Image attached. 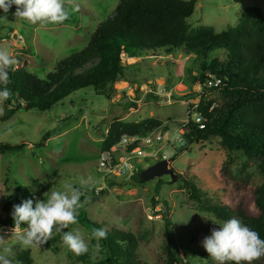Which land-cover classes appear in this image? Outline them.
<instances>
[{
	"label": "rangeland",
	"instance_id": "1",
	"mask_svg": "<svg viewBox=\"0 0 264 264\" xmlns=\"http://www.w3.org/2000/svg\"><path fill=\"white\" fill-rule=\"evenodd\" d=\"M119 2L65 0L74 10L61 24H31L15 16L16 6L7 13L0 10V18H6L0 19V48L16 57V68L46 79L62 60L88 45L97 26L114 14ZM248 7H258L264 15V0H197L196 11L188 20L190 29L211 26L221 33L236 26ZM122 59L125 66L138 63L137 76L133 83L118 82L111 99L89 88L46 112L20 110L8 121L2 119L6 110L0 104V144L21 147L0 153V221L10 218L13 205L25 199H43L45 192L62 190L65 182L79 186L80 177L91 176L93 183L86 193L89 202L80 211L78 222L65 231L79 229L86 240L93 228H104L107 233L115 229L132 232L139 242V257L147 264L166 262L170 238L173 249L191 264H217L203 247V240L222 222L204 212L190 196L187 181L204 194L236 203L239 196L220 176L231 151L218 139L190 145L180 136L182 141L186 139V146L176 142L177 130L189 133L181 125L189 118L196 119L191 101L203 90L192 77L198 75L200 62L181 54L168 56L164 51L145 52L135 58L125 54ZM209 92L210 99L222 102L219 91ZM149 118L160 120L169 130L163 131V143L142 148L133 160L137 172L118 177L100 170L102 143L111 124L116 119L139 122ZM165 154L169 166L159 172ZM243 165L238 160L234 174L247 175L248 168ZM150 168L155 175L143 177ZM254 176V182L260 183ZM49 183L52 186L46 190ZM0 228L4 229L0 235L7 233V246L15 256L30 250L34 264H107L102 240L93 258L95 239L88 240V253L77 256L62 243V233L54 231L46 244L25 248L16 238L19 232L11 238L12 226Z\"/></svg>",
	"mask_w": 264,
	"mask_h": 264
},
{
	"label": "trees",
	"instance_id": "2",
	"mask_svg": "<svg viewBox=\"0 0 264 264\" xmlns=\"http://www.w3.org/2000/svg\"><path fill=\"white\" fill-rule=\"evenodd\" d=\"M196 4L197 0H120L114 14L97 26L88 45L62 60L46 79L13 66L8 86L13 95L2 103L6 110L2 119L8 121L20 110L46 112L89 88L111 99L118 82L133 83L137 76L138 63L123 65V54L135 58L145 52L164 51L168 56L195 57L200 63L198 75L192 78L203 90L197 107L201 122L190 118L185 138L190 145L218 139L225 150L232 152L220 176L239 199L236 203L221 201L187 181L190 196L219 221L237 218L264 239V15L258 7H248L236 26L221 33L211 26L191 30L188 20ZM214 80H219L220 86L209 90L205 85ZM209 91H219L222 102L210 99ZM159 130L169 128L155 118L139 122L116 119L108 129L102 151H109L125 136L146 137ZM20 148L0 144V153ZM238 160L248 168L247 175L234 174ZM253 174L260 183L254 182ZM51 186L49 183L45 189ZM7 225L13 227L12 217L0 221L1 227ZM46 248L49 250L50 245ZM102 248L107 264H147L139 257V242L132 232L115 229L107 233ZM166 255L164 264H191L173 249L170 238ZM10 259L13 264H34L30 250ZM252 264H264V257Z\"/></svg>",
	"mask_w": 264,
	"mask_h": 264
},
{
	"label": "clouds",
	"instance_id": "3",
	"mask_svg": "<svg viewBox=\"0 0 264 264\" xmlns=\"http://www.w3.org/2000/svg\"><path fill=\"white\" fill-rule=\"evenodd\" d=\"M13 5L16 6L15 16L31 24H61L70 18L74 10L66 6L65 0H0V9L5 13ZM17 63L8 49L0 48V104L13 95L8 86L12 83L10 70ZM92 183L93 177H80L79 186L65 182L62 190L45 192L43 199H25L13 205V227L9 230L11 238L19 232L16 238L23 247H38L46 244L55 231L62 233V243L77 256L88 253V240L95 239L94 258L99 250L98 242L107 239L106 229L93 228L88 240L79 229L65 231L78 222L80 211L89 202L86 193ZM3 232L4 229L0 228V233ZM6 236L7 233L0 235V264H13L10 257L15 253L12 247L7 246L9 239ZM203 247L217 264H252L264 257V239L237 218L224 221L218 229H212L210 236L203 240ZM16 264L20 262L16 261Z\"/></svg>",
	"mask_w": 264,
	"mask_h": 264
},
{
	"label": "built area",
	"instance_id": "4",
	"mask_svg": "<svg viewBox=\"0 0 264 264\" xmlns=\"http://www.w3.org/2000/svg\"><path fill=\"white\" fill-rule=\"evenodd\" d=\"M124 55L125 54H123V56ZM220 83L221 82L219 80H214L208 82L205 86L210 90L214 87H219ZM200 97L201 96L199 94L197 95V98L195 100L191 101V104L194 105V110L196 112V119L192 120L196 123L201 122V119L197 114V107L200 102ZM189 120L190 118L181 126L187 128ZM177 132L179 133V136L177 137L176 142H180L182 146H186V139L185 141H182L180 138V136H183L185 138V134L180 133V129L177 130ZM154 142H164V135L162 130L155 131L146 137L125 136L122 138L120 143L112 147L109 151H101L99 156V168L109 176L122 177L125 174H135V172H137V168L133 165V160L136 159L137 155L141 154L143 147L151 146ZM152 156L155 157L156 154ZM163 159H167L168 161H170V159L168 158V154H165L163 156Z\"/></svg>",
	"mask_w": 264,
	"mask_h": 264
},
{
	"label": "water",
	"instance_id": "5",
	"mask_svg": "<svg viewBox=\"0 0 264 264\" xmlns=\"http://www.w3.org/2000/svg\"><path fill=\"white\" fill-rule=\"evenodd\" d=\"M169 166V161L167 159H163V162L159 165V168L157 169L159 172H163L164 170H167ZM154 168H150L149 170H146V172L143 173V177H150V176H154L155 172L153 171Z\"/></svg>",
	"mask_w": 264,
	"mask_h": 264
}]
</instances>
